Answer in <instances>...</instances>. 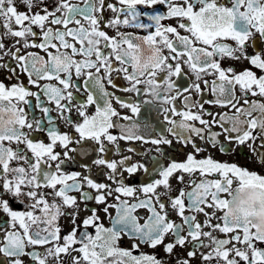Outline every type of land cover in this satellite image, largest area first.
<instances>
[{
	"label": "flooded vegetation",
	"instance_id": "af4514ba",
	"mask_svg": "<svg viewBox=\"0 0 264 264\" xmlns=\"http://www.w3.org/2000/svg\"><path fill=\"white\" fill-rule=\"evenodd\" d=\"M0 264H264V0H0Z\"/></svg>",
	"mask_w": 264,
	"mask_h": 264
}]
</instances>
